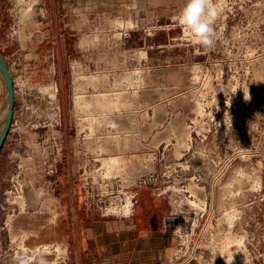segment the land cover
<instances>
[{
	"label": "rangeland",
	"instance_id": "1",
	"mask_svg": "<svg viewBox=\"0 0 264 264\" xmlns=\"http://www.w3.org/2000/svg\"><path fill=\"white\" fill-rule=\"evenodd\" d=\"M184 2L0 0L14 94L0 152V264H74L73 232L127 219L102 214L113 178L129 186L132 216L160 200L163 264H264V0H216L211 46L176 22ZM78 88L119 103L95 116L92 135L94 108L74 113ZM4 94L0 78V105ZM116 155L118 173L95 172Z\"/></svg>",
	"mask_w": 264,
	"mask_h": 264
},
{
	"label": "crops",
	"instance_id": "2",
	"mask_svg": "<svg viewBox=\"0 0 264 264\" xmlns=\"http://www.w3.org/2000/svg\"><path fill=\"white\" fill-rule=\"evenodd\" d=\"M90 1L101 7L114 0ZM159 201L149 200V206L137 207L135 214L127 219L91 220L82 237L73 232L74 264H163L170 250V239L163 230ZM71 219L72 226H76L73 208Z\"/></svg>",
	"mask_w": 264,
	"mask_h": 264
},
{
	"label": "clouds",
	"instance_id": "3",
	"mask_svg": "<svg viewBox=\"0 0 264 264\" xmlns=\"http://www.w3.org/2000/svg\"><path fill=\"white\" fill-rule=\"evenodd\" d=\"M222 8L216 0H185L175 20L193 43L211 46L214 43V24Z\"/></svg>",
	"mask_w": 264,
	"mask_h": 264
},
{
	"label": "bare ground",
	"instance_id": "4",
	"mask_svg": "<svg viewBox=\"0 0 264 264\" xmlns=\"http://www.w3.org/2000/svg\"><path fill=\"white\" fill-rule=\"evenodd\" d=\"M28 12H29L28 9H27V11H24L25 15H27ZM28 15H31V14H28ZM27 17H29V16H27ZM75 87H77V86H75ZM79 89L80 88L75 89L76 92H74L76 99H77V100H75L74 105H73L74 113H78L80 111H83V109H86V108H90V107L94 108L95 114H91V115H88L85 117V121L87 122L88 128H89L88 130H89L90 134L92 135V134H94V130H95L94 127L96 125L95 116L98 114L100 116L106 117V115L111 114V112H113L114 110H116L119 107V103L118 102H110V103L100 102V101H97L94 98H92L93 97L92 95H91L92 96L91 98H86L83 96V93L79 91ZM6 107H7V100H6V94H4L2 103L0 105V133H1V130L3 127V120H4V117L6 114ZM104 121H105V123L107 122L106 120H104ZM112 137L113 136H111V138ZM98 162H99V164L94 168L95 172L103 171V172H101V174H103L104 177H109V178H110V175H113V172L118 173L119 166H121L123 164V160L119 155L118 156L116 155V156H109V157H101L98 160ZM19 199H21L20 196H19ZM127 206H130V202H128V204H127V201H126V206H125L126 208L124 210V214H127V210H128Z\"/></svg>",
	"mask_w": 264,
	"mask_h": 264
},
{
	"label": "built area",
	"instance_id": "5",
	"mask_svg": "<svg viewBox=\"0 0 264 264\" xmlns=\"http://www.w3.org/2000/svg\"><path fill=\"white\" fill-rule=\"evenodd\" d=\"M115 179L116 178H113L111 179V181L106 180L107 182L105 183V192L104 194L101 192L100 200L103 202V196H105L108 204H105L103 207H101V211L104 216L114 215L115 217L128 218L132 216L133 209V203L126 193V190L129 186H127L125 182L121 181V183L120 180ZM146 183H149V181L147 179H143L138 183V186L145 185ZM126 200L131 201V205L129 207L127 206V209H130L127 216H125L124 214V210L126 208Z\"/></svg>",
	"mask_w": 264,
	"mask_h": 264
},
{
	"label": "water",
	"instance_id": "6",
	"mask_svg": "<svg viewBox=\"0 0 264 264\" xmlns=\"http://www.w3.org/2000/svg\"><path fill=\"white\" fill-rule=\"evenodd\" d=\"M0 78L2 79L4 84L6 100H7L6 114L3 120V127L0 133V152H1L3 144L6 140L7 134L11 126L13 109H14L13 82L1 54H0Z\"/></svg>",
	"mask_w": 264,
	"mask_h": 264
}]
</instances>
